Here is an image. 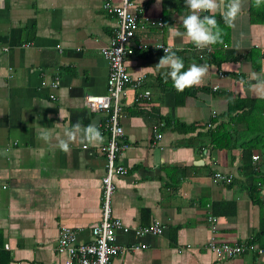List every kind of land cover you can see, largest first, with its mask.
I'll use <instances>...</instances> for the list:
<instances>
[{"label":"crops","instance_id":"crops-1","mask_svg":"<svg viewBox=\"0 0 264 264\" xmlns=\"http://www.w3.org/2000/svg\"><path fill=\"white\" fill-rule=\"evenodd\" d=\"M101 1L0 0V264H62L64 254L53 248L59 228L73 229L75 241L84 243L100 218L106 112H89L83 97L106 91L107 62L99 48L108 43L116 21ZM133 2L138 19L154 23L140 21L132 43L146 47L123 60L132 79L141 74L145 79L128 85L120 99L119 123L129 146L118 159L126 172L113 178L110 208L129 230L116 231V243L125 248L109 264H264V208L247 195L240 147L247 134L264 132V99L250 90L253 76L264 74V5L244 0L228 27L222 3L215 18L224 43L215 51L210 46L211 55L171 35L183 31L181 20L190 12L184 0ZM160 43L176 52L185 71L207 64L202 82L177 91L165 80L167 69L157 65L165 53L148 48ZM54 79L58 84L51 87ZM143 89L149 90L148 100H136ZM235 99L247 104L235 109ZM77 122L98 127L103 142L77 139L67 152L54 147L55 138ZM221 122L236 131L230 149L217 148L210 139ZM41 130L51 132V143L38 139ZM253 153L263 180L258 199L264 201V150ZM214 172L228 178L214 181ZM227 200L233 202L230 212L213 215L215 239L243 243L258 232L254 245L261 252L218 259L205 248L210 206ZM152 222L163 227L161 234L133 232Z\"/></svg>","mask_w":264,"mask_h":264},{"label":"built area","instance_id":"built-area-1","mask_svg":"<svg viewBox=\"0 0 264 264\" xmlns=\"http://www.w3.org/2000/svg\"><path fill=\"white\" fill-rule=\"evenodd\" d=\"M133 4V0H120L118 4L113 3L112 0H102L100 3V7L106 13L112 15L116 21V26L108 43L99 48L100 54L107 62L106 91L102 94L87 93L83 97L84 106L89 112H106L105 120L101 125L102 129L106 131L107 137L102 146L104 174L101 176L100 218L90 229L91 240L84 243L75 241V231L73 229L66 226L59 228L53 248L56 252L64 254L62 264H109L111 258L125 248H121L116 243V231L127 232L129 228L123 225L119 218L111 215L110 208L111 196L114 190L113 178L126 172V167L118 159L129 146V143L124 140L123 129L119 123L120 99L128 85L139 86L145 76L141 74L132 79L124 66L123 60L124 56L131 54L134 50L146 47L141 43H132V37L140 21L154 23L149 17L138 19L136 13L132 11ZM157 24H161L159 18ZM157 45L164 44L149 45L148 48L163 51L162 48L155 47ZM164 46L170 49L169 46ZM209 50L210 48H206V52H209ZM199 56H201V53ZM218 75L223 76L222 73H218ZM40 83L42 85L44 81ZM57 84L58 79H54L49 83L51 87H56ZM216 87V85H213L211 88L214 90ZM50 97L53 96L50 95ZM148 98L149 90L147 89L135 93L136 100L146 101ZM153 130H156V126H153ZM160 136V133L156 132L154 137L158 139ZM151 144L154 146L155 141H152ZM251 159L256 161L258 155L251 154ZM227 178L228 176L220 172H214L212 176L214 181ZM207 219L211 233L204 246L218 259L230 257L245 250L262 251L260 248L255 247L253 243H231L216 240L213 234L214 217L212 214H208ZM162 229L163 227L159 223L152 222L147 226L134 228L133 232L138 235L161 234ZM142 246L141 244L140 247ZM131 248H137V246H131Z\"/></svg>","mask_w":264,"mask_h":264},{"label":"clouds","instance_id":"clouds-1","mask_svg":"<svg viewBox=\"0 0 264 264\" xmlns=\"http://www.w3.org/2000/svg\"><path fill=\"white\" fill-rule=\"evenodd\" d=\"M160 2L161 0H157V4ZM184 3L190 12L184 15L181 20L183 31L173 30L171 35L181 39L186 38L197 49L203 50L211 45L223 43V29L219 27L215 18V13L220 9L221 4L224 5V11L221 14L224 24L233 27L237 16L242 10L244 0H184ZM252 3L254 7L260 8L264 5V0H252ZM201 13H212V15H201ZM155 47L163 49L165 54L160 57L157 65L159 68L167 69L163 73L164 78L165 80L170 78L177 91H183L187 87L199 85L202 82L208 72L207 64H192L185 71L183 60L177 56L175 51L164 45ZM253 79L255 83L250 84V90L258 98L264 99V74H255ZM38 139L43 140L45 143H51L53 136L48 130H41ZM77 139L81 143L92 144L103 142V135L95 125L85 126L77 122L64 129L63 137L55 138L54 147L67 152L71 143Z\"/></svg>","mask_w":264,"mask_h":264},{"label":"trees","instance_id":"trees-1","mask_svg":"<svg viewBox=\"0 0 264 264\" xmlns=\"http://www.w3.org/2000/svg\"><path fill=\"white\" fill-rule=\"evenodd\" d=\"M221 45L222 43H217L211 46H212V49L215 51V48L221 47ZM212 49L210 47L209 53H211V55L213 54V52H211ZM235 75L241 76V74H235ZM190 90H191V87H190ZM187 92H189V90H187ZM232 104H235V109L236 108L239 109L241 108V104L242 105L247 104V102L245 100L235 99L232 101ZM231 130H232L231 124L228 125L226 123L221 122L216 126L214 132H212L210 136V139L212 143L215 145V147L220 148V149H230L235 146L234 143L236 142L235 139L237 138L236 131H231ZM240 147L242 148L241 169L242 171H246V174L249 177V182L246 185L247 195L250 198V200L258 204L260 208H264V201L258 199V185H261L263 183V180L260 178L261 176L256 173V170H255L256 166L252 163L250 159V155L253 150L255 149L264 150V132H254V133L247 134L245 140H242ZM229 206H233L232 201H228V200L218 201V202L211 204L210 211L212 215H216V216L228 214L230 212L228 211ZM260 220H261V230H263L264 232V214L261 215ZM260 237L261 236L259 235V233L256 232L253 237H250V239L244 240V242L254 244V242L257 243Z\"/></svg>","mask_w":264,"mask_h":264}]
</instances>
